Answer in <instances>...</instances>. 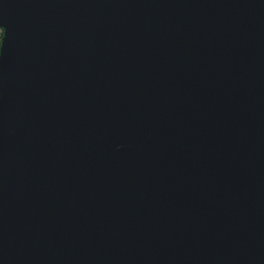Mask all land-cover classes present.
Returning <instances> with one entry per match:
<instances>
[{"label":"water","instance_id":"water-1","mask_svg":"<svg viewBox=\"0 0 264 264\" xmlns=\"http://www.w3.org/2000/svg\"><path fill=\"white\" fill-rule=\"evenodd\" d=\"M0 264H264V0H0Z\"/></svg>","mask_w":264,"mask_h":264},{"label":"snow or ice","instance_id":"snow-or-ice-1","mask_svg":"<svg viewBox=\"0 0 264 264\" xmlns=\"http://www.w3.org/2000/svg\"><path fill=\"white\" fill-rule=\"evenodd\" d=\"M3 31L6 33V31H7V29L6 28H3ZM3 40H0V47H2L3 46Z\"/></svg>","mask_w":264,"mask_h":264},{"label":"trees","instance_id":"trees-1","mask_svg":"<svg viewBox=\"0 0 264 264\" xmlns=\"http://www.w3.org/2000/svg\"><path fill=\"white\" fill-rule=\"evenodd\" d=\"M2 32H0V39H1Z\"/></svg>","mask_w":264,"mask_h":264},{"label":"clouds","instance_id":"clouds-1","mask_svg":"<svg viewBox=\"0 0 264 264\" xmlns=\"http://www.w3.org/2000/svg\"><path fill=\"white\" fill-rule=\"evenodd\" d=\"M3 31V29H0V32H2Z\"/></svg>","mask_w":264,"mask_h":264}]
</instances>
